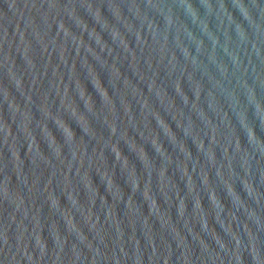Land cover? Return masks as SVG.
<instances>
[{"label":"water","instance_id":"obj_1","mask_svg":"<svg viewBox=\"0 0 264 264\" xmlns=\"http://www.w3.org/2000/svg\"><path fill=\"white\" fill-rule=\"evenodd\" d=\"M0 264H264V0H0Z\"/></svg>","mask_w":264,"mask_h":264}]
</instances>
